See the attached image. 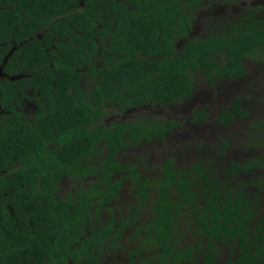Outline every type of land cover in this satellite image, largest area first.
I'll return each instance as SVG.
<instances>
[{
  "label": "flooded vegetation",
  "instance_id": "1",
  "mask_svg": "<svg viewBox=\"0 0 264 264\" xmlns=\"http://www.w3.org/2000/svg\"><path fill=\"white\" fill-rule=\"evenodd\" d=\"M115 1V15L112 20H108L104 28L102 25L97 26L101 27L98 36L95 34V25L90 31L82 29L84 38L91 36L97 46L94 52L85 54L87 61L80 69L82 72L78 76L77 83L67 87L68 92L77 102L79 98L87 102L88 93L99 81L101 72L119 64V60L124 55L116 44L120 43L121 36L125 37L123 38L125 40L130 37L137 27L135 25L142 21L143 10L149 11L154 17H161L164 22L167 21L169 0ZM174 6H176L175 14L170 23L172 51H165L166 53L155 57L144 50H135L129 53V57L140 59L179 57L183 64V59L190 52L188 47L190 41H193L192 46H194L200 38L208 39L222 28L246 26L250 19H256L258 24L264 23V0H178ZM82 7L84 9L86 5L82 4ZM107 13L109 11L105 14ZM161 28L162 26H158L156 30L160 32ZM128 30L130 32L127 34ZM259 54H255L254 57L243 56L242 72L237 76L226 77L221 76L220 71L215 68L217 62L223 60L224 56L212 51L211 65L207 67L198 65L196 69L188 68L187 73L191 75L192 88L188 94L172 101L150 102L146 101L147 97L138 93L134 92L125 97L123 92L120 101L102 102L104 114L98 120L99 124L110 127L113 123H134L139 129L137 133H133L134 127L130 131L123 130L120 134L123 145L117 143L115 149L108 148L104 134L98 135L90 149L85 142L86 139L82 138L80 147L69 151L57 150L58 142L55 137L44 138V144L48 147L40 151L43 158L37 155L36 159L43 163L39 169L44 168L48 181L55 183L56 189L53 190L52 195L56 199L73 201L78 206L82 204V210L76 214L79 217L78 223L82 234L69 245L72 250L76 247L82 255L83 244L91 254L89 259L81 256V264L247 263V259L245 261L239 259L241 251L247 252L250 240L256 232L252 226L256 224L257 219L264 217V192H262L263 197L257 200L261 192L256 186V181L264 177L256 176L259 165L254 161L256 165L247 167L246 163L249 160L230 159L224 163L222 175L218 177L213 166L227 153V149L224 150L225 144L213 150L206 158L204 155L196 156L189 149L185 151V147L189 146L190 142H187V145L184 143L185 140H189L187 137L190 135L203 132L202 124L211 115L223 127L236 119L248 118L243 110L244 102L247 100L243 92L251 90L248 88L249 85L251 87L254 85L248 84L242 94L237 96H233L231 91L238 88V82L250 75V64L253 68L264 67V59L260 60L263 55ZM20 76L10 75L0 68V80H12ZM220 82L224 84L220 94L224 99L228 98V101L222 105H220L222 98H214L215 91L218 93ZM124 90L129 91L127 87H124ZM0 98V120L3 126L0 137V146H2L0 177L3 178L1 181H4L8 180L9 170L18 171L24 168L25 163L31 162L29 157L23 158L26 152L23 145L27 135L23 130L36 122L40 107L46 106L47 97L42 96L40 89L27 85L17 92L15 98L7 89L2 90L0 87ZM236 106L240 110L236 109ZM209 107H214V113ZM83 124L86 130L90 128L88 121H83ZM15 126L18 128V133L11 131ZM184 129H187L185 134ZM14 141H17V145L21 144L22 148H13ZM189 157L193 158L187 162L189 165L185 170L182 161L186 162V158ZM74 159L75 164H73ZM232 179H235L237 187L235 191L227 188L229 180L232 183ZM19 183L21 187L24 186L21 181ZM193 183L200 185L195 187ZM180 185L183 186V191H180ZM25 188L27 196L23 195L21 200L27 197L35 201L40 199V181H36L30 188ZM216 192L218 195L226 196L230 193L241 198L242 216L246 215L245 208L248 202L254 205L251 228L248 219L240 232V234L244 233V248L240 246L243 238L239 234L226 237L223 241L217 236L213 248L207 247L208 232L201 224L202 219L206 220L209 216L208 211L204 210V198L214 200ZM190 201L192 205L198 207L196 216L190 207ZM258 203L260 209H257ZM71 207L72 205L68 209ZM35 214H19L20 217H17L13 212L0 213V223L5 221L7 223L10 217L12 223L27 224L32 227L40 221L49 226L50 230L54 229L55 211L52 212L50 219L46 218L45 221L34 217ZM162 214L173 216V224L170 228L156 225L158 220L164 218ZM207 224L210 226L209 222ZM233 227H236V224ZM257 232H260L261 238L258 240L261 242L263 254L258 255L260 259H255L254 263L264 264V227L261 230L257 229ZM54 237L53 233L49 238L52 247ZM164 243L174 246L177 251L176 258H169L167 252H163ZM184 252L189 253L186 255ZM42 264H55V260L44 261Z\"/></svg>",
  "mask_w": 264,
  "mask_h": 264
},
{
  "label": "trees",
  "instance_id": "2",
  "mask_svg": "<svg viewBox=\"0 0 264 264\" xmlns=\"http://www.w3.org/2000/svg\"><path fill=\"white\" fill-rule=\"evenodd\" d=\"M176 3L178 0L168 1L169 12L165 22L161 17H154L149 11L143 10L142 21L135 25L137 27L130 37L125 40L123 39L125 37L121 36L120 43L116 44L124 55L119 64L101 72L99 81L88 93L87 102L81 98L77 102L67 87L77 83L82 72L80 69L87 61L85 54L94 52L97 46L91 36L84 38L82 29L90 31L95 25V34L98 36L101 27L97 26L102 25L104 28L108 20L114 17L116 1L0 0V68L10 75H21L12 80H0V87L2 90L7 89L15 98L22 87L30 85L40 89L42 96L47 97L46 106L40 107L36 122L23 130L27 134L23 145L26 149L23 158L29 157L31 162L25 163L24 168L18 171L9 170L8 180L1 181L3 178L0 177V213L13 212L17 217H20L19 214L36 213L34 217L45 221L46 218L50 219L52 212L55 211L53 230L40 221L32 227L12 223L10 217L7 223L6 221L0 223V264H42L48 260H55V264H81V256L89 259L91 255L83 244L82 255L76 247L73 250L69 247L82 234L78 223L79 217L76 216L82 210V204L78 206L73 201L54 198L52 192L56 189L55 183L48 181L44 168L39 169L43 163L36 158L37 155L43 158L40 151L48 147L44 144L46 136L56 138L57 150L69 151L79 148L82 138L86 139L85 142L90 149L98 135L104 134L108 148L115 149L117 143L123 145L120 136L123 130L130 131L134 127L132 131L137 133L139 129L134 123H113L110 127L99 124L98 120L104 114L102 102L120 101L123 92L125 97L135 92L147 97L146 101L157 100L159 103L186 95L192 88L188 68L196 69L198 65L206 67L211 65L212 51L224 56L223 60L217 62L215 68L220 71L221 76L226 77L237 76L242 72L241 58L245 55L254 57L260 53L259 55H263L260 60L264 59V23L258 24L256 19H250L246 26L222 28L208 39H198L194 46L193 41H190L188 45L190 52L183 59V64L179 57L155 58L172 51L170 23L175 14ZM82 4L86 5L84 9ZM107 11L109 13L105 14ZM158 26H162L160 32L156 30ZM129 32L130 30L127 34ZM135 50H144L155 57L153 59L129 57V53ZM124 87L129 91H125ZM236 109L240 110L238 106ZM83 121H88L90 125L88 130L85 129ZM11 131L18 133V128L15 126ZM2 133L3 126L0 120V137ZM14 145L15 149L22 148L21 144L17 145V141H14ZM246 164L247 167L256 165L254 161ZM19 181L24 183L23 187L18 184ZM36 181L41 183L40 199L35 201L27 197L21 200L23 195L27 196L25 187L30 188ZM256 182L261 192L257 198L259 201L263 197L264 177ZM214 188H217V184ZM179 189L183 191V186L180 185ZM214 197V200L204 198V210L208 211L209 216L206 220L200 218L203 229L208 232L207 247L213 248L217 236L223 241L226 237L239 234L243 238L240 246L244 248V233L240 232L248 219L251 228L254 205L248 202L245 208L246 215L242 216L241 198L230 193L226 196L218 195L217 192ZM189 203L196 216L198 207L192 205V201ZM71 205V209H68ZM159 211L161 212L160 209ZM162 215L164 218L158 220L156 225L170 228L173 216ZM234 224L236 227H233ZM263 227L264 217L257 219L256 224L252 226L256 232L250 240L247 252L241 251L239 258L244 261L247 259L246 264H256L254 260L260 259L258 255L263 254L261 242L258 240L261 238L260 232H257V229L261 230ZM53 233L55 237L52 247L49 238ZM164 244L163 252H167L169 258H176L177 251L174 246ZM188 253L184 252L186 255Z\"/></svg>",
  "mask_w": 264,
  "mask_h": 264
},
{
  "label": "rangeland",
  "instance_id": "3",
  "mask_svg": "<svg viewBox=\"0 0 264 264\" xmlns=\"http://www.w3.org/2000/svg\"><path fill=\"white\" fill-rule=\"evenodd\" d=\"M250 75L245 80L238 82V88L231 91L233 96L242 94L244 87L251 90L244 91L246 95V101L244 109L248 115L246 119H236L226 127L221 126L216 122L213 115L209 116L202 124V133L190 135L187 137L189 140H185L184 145L190 142V145L185 147V151L188 149L196 154V156H202L208 158V154L224 143V150L226 154L221 156L213 166V169L217 171L218 177L222 175L223 165L228 160L235 161H256L259 165L257 168L256 176H264V67H254L249 65ZM241 84V85H240ZM224 85L222 82L218 84V93L215 91L214 98H222L220 105L226 103L228 98L221 96V87ZM214 113V107H209ZM184 134L187 129H184ZM170 148V147H169ZM189 152V151H188ZM206 155H205V154ZM189 155H191L189 153ZM186 157H188L186 155ZM189 157L187 161H182L185 170L188 169ZM263 164V165H262ZM262 165V166H261ZM235 179H232V183L229 180L228 190L235 191L237 189L235 185ZM200 183H193V186H198ZM251 193V190L249 191ZM257 209H260V203ZM130 244V243H128Z\"/></svg>",
  "mask_w": 264,
  "mask_h": 264
}]
</instances>
